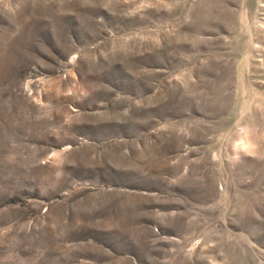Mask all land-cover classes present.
Returning <instances> with one entry per match:
<instances>
[{
  "label": "rangeland",
  "instance_id": "374dc122",
  "mask_svg": "<svg viewBox=\"0 0 264 264\" xmlns=\"http://www.w3.org/2000/svg\"><path fill=\"white\" fill-rule=\"evenodd\" d=\"M0 264H264V0H0Z\"/></svg>",
  "mask_w": 264,
  "mask_h": 264
}]
</instances>
